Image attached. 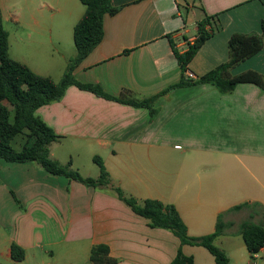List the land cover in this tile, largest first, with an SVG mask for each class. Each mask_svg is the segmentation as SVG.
Instances as JSON below:
<instances>
[{
	"label": "crops",
	"instance_id": "crops-1",
	"mask_svg": "<svg viewBox=\"0 0 264 264\" xmlns=\"http://www.w3.org/2000/svg\"><path fill=\"white\" fill-rule=\"evenodd\" d=\"M112 5L119 10L104 16L102 41L72 74L125 101H143L183 77L197 81L229 61L234 33L261 34L264 20V0H112ZM0 7L5 28L10 22L32 29L17 36L16 57L9 42V56L61 81L77 55L74 28L85 13L83 3L0 0ZM215 15L220 29L190 62L195 79H188L175 52L184 54L199 22ZM249 70L264 75V47L229 73ZM154 108L152 119L148 108L72 85L61 99L36 110L59 136L50 145L51 158L82 171L75 162L79 153L100 154L110 184L94 188L52 175L37 163L0 161V264H56L57 251L65 264H91V250L100 244L117 264H170L179 249L194 264H217L206 248L181 246L173 231L150 227L116 187L140 204L152 199L174 205L191 237L214 233L224 213L229 227L215 245L230 264L250 263L240 226L247 220L264 224V89L244 83L221 93L201 83L169 90ZM85 169L84 177H99V168ZM243 203L261 207L231 211ZM13 244L24 249L23 261L12 259ZM255 264H264V247Z\"/></svg>",
	"mask_w": 264,
	"mask_h": 264
},
{
	"label": "trees",
	"instance_id": "trees-1",
	"mask_svg": "<svg viewBox=\"0 0 264 264\" xmlns=\"http://www.w3.org/2000/svg\"><path fill=\"white\" fill-rule=\"evenodd\" d=\"M86 7L85 13L74 28V43L77 55L67 67L64 77L56 82L51 77L42 76L33 72L27 65L12 59L9 56V33L4 26L0 7V161L10 163H37L48 173L63 176L70 180L81 182L94 188L110 184L109 173L103 159L94 157V162L100 169L99 177H84L77 170L72 169V163L62 165L50 156V145L59 139V136L35 115L36 110L63 97L69 86L75 85L96 95L118 102H124L136 107H145L150 110L153 119L157 115L154 108L156 100L169 90L179 87L208 83L221 92L231 93L239 84H255L264 89V75L254 70L232 76L229 70L252 56L259 53L264 47V20L261 22V34L234 33L229 39L230 59L203 75L197 81L183 79L165 89L161 93L143 101L122 100L106 94L100 86L86 85L75 80L72 71L90 52L102 41L104 35L103 19L106 14L115 15L119 9L113 7L112 0H80ZM218 15L205 17L198 24V34L193 44L188 46L184 54L175 52L183 75L200 48L220 29ZM217 25L218 27H214ZM207 26H211L208 30ZM14 143L20 148L16 149ZM118 197L131 207L133 212L149 221L152 228L169 229L179 238L181 246L187 244L206 248L217 264H230L226 253L215 245L217 237L223 235L229 227L223 220L224 213L217 219L215 232L201 237H191L178 210L172 204H165L159 200L148 199L139 203L133 197L125 196L123 190L115 188ZM251 206L261 207L259 203H243L231 209L240 211ZM240 234L244 239L251 255L249 264H255L256 254L264 247V224L244 221L240 226ZM11 256L15 261H23L25 251L13 244ZM91 264H117V260L110 257L107 245H96L91 250ZM170 264H194V258L186 256L181 249Z\"/></svg>",
	"mask_w": 264,
	"mask_h": 264
},
{
	"label": "rangeland",
	"instance_id": "rangeland-1",
	"mask_svg": "<svg viewBox=\"0 0 264 264\" xmlns=\"http://www.w3.org/2000/svg\"><path fill=\"white\" fill-rule=\"evenodd\" d=\"M21 24L22 25H28V24H31V21H21ZM6 29H7V31L10 34L9 42H10V49H11L12 56L13 57L14 56L16 57V55H15V48H16V46H18L17 45L18 44V42H17V36L22 35V34H25L26 35L27 33H32V29L29 28V26L28 27L26 26V28H19L15 23H10V22L6 24ZM24 50L25 51H28L29 48L27 46H25L24 47ZM14 147L16 149H19L20 148V146L17 143H14ZM95 156H98L101 159L103 158L100 154L99 155L97 154ZM94 157L91 158V157H88V154H84L82 152L79 153V157H75V162H76V164L82 165L83 166V169H82V171H79L78 169H75V166L73 167V165H72V169L77 170L78 172H80V174H81V172H86V169H85L86 166H89L90 168L92 167L94 169H98L99 167L94 162ZM60 253H61L60 251H57L56 252V254H57V256L55 258L56 264H65V261L62 258V254H60ZM48 258H49V256H48ZM48 260L49 259H47V261ZM85 260H86V256L84 255L83 263H85Z\"/></svg>",
	"mask_w": 264,
	"mask_h": 264
},
{
	"label": "built area",
	"instance_id": "built-area-1",
	"mask_svg": "<svg viewBox=\"0 0 264 264\" xmlns=\"http://www.w3.org/2000/svg\"><path fill=\"white\" fill-rule=\"evenodd\" d=\"M187 78L188 79H195V75L192 73V72H190L189 70L187 71ZM259 254V253H258ZM258 254H256V258H257V255Z\"/></svg>",
	"mask_w": 264,
	"mask_h": 264
}]
</instances>
